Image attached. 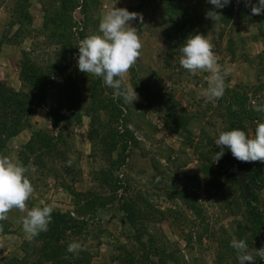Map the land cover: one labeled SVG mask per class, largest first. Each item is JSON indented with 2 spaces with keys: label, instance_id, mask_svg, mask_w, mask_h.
Here are the masks:
<instances>
[{
  "label": "rangeland",
  "instance_id": "1",
  "mask_svg": "<svg viewBox=\"0 0 264 264\" xmlns=\"http://www.w3.org/2000/svg\"><path fill=\"white\" fill-rule=\"evenodd\" d=\"M114 3L0 0V82L45 95L28 126L0 138V154L35 167L25 211L0 221V264H239L234 239L264 264L254 250L264 247V228L255 227L244 197L249 171L240 180L227 147L214 163L221 131L252 137L264 122L253 107L264 104V12H251L258 0H230L223 9L208 0H116L143 17L132 21L141 55L122 80L139 95L132 105L77 67L80 41L99 34ZM209 10L222 17L206 18ZM172 15L191 19L190 30L175 29ZM197 32L212 38L228 70L224 95L213 101L203 95L211 74L192 75L179 63L180 47ZM250 164L264 181V163ZM256 192L264 218V186ZM44 205L53 208L51 223L29 241L22 218ZM73 241L82 245L77 253L67 251Z\"/></svg>",
  "mask_w": 264,
  "mask_h": 264
},
{
  "label": "clouds",
  "instance_id": "2",
  "mask_svg": "<svg viewBox=\"0 0 264 264\" xmlns=\"http://www.w3.org/2000/svg\"><path fill=\"white\" fill-rule=\"evenodd\" d=\"M208 2L215 9H223L230 0ZM115 3L103 15L99 23V34L90 35L80 41L77 67L80 72L101 77L105 85L113 89L114 99H122L125 104L132 105L134 101H138L139 95L133 87L123 86L122 80L141 55L142 42L137 29L132 26V21L139 20L143 23V17L140 13L129 12L126 8L115 7ZM245 3L247 6L251 0H245ZM251 12L253 15L264 12V0H258V5L253 4ZM221 17V14L214 10L206 13V18H211L214 22ZM214 48L212 38L199 32L190 35L180 47L182 55L179 63L184 69L192 75L198 70L211 74L208 87L203 92L207 101L219 99L224 95L225 76L228 71L222 69L217 62ZM253 107L254 111L264 113V104L257 105L253 102ZM214 144L220 149L215 154L214 163L222 158L225 147L240 162L264 163V122H257L252 137L246 136L240 129L221 131ZM71 163L69 160L67 166H71ZM29 171L34 172L35 167L29 169L21 161L0 154V221L7 220L8 213L13 209L25 211L27 201L34 192L33 184L27 175ZM52 212L51 205L34 206L27 211L26 216L22 218V229L29 241L48 230ZM2 231L3 225L0 224V232ZM230 246L237 250L239 264H255L254 255L249 251L245 240L234 239ZM81 249L82 245L77 241L67 247V251L71 253H77ZM254 250L256 256L264 258V247Z\"/></svg>",
  "mask_w": 264,
  "mask_h": 264
},
{
  "label": "trees",
  "instance_id": "3",
  "mask_svg": "<svg viewBox=\"0 0 264 264\" xmlns=\"http://www.w3.org/2000/svg\"><path fill=\"white\" fill-rule=\"evenodd\" d=\"M62 9H66L65 5H62ZM174 10L180 13V9L177 10L174 8ZM185 21L190 22L191 19L190 21L188 19L181 21L180 18L175 15L170 16V23L175 27V29H182L184 31L190 30V28H186L184 26ZM65 22L66 24H61L58 27V34L61 37L66 35V27L68 26L69 21ZM30 85L31 87H34L35 83L31 81ZM42 88L44 89V86ZM42 97H45L43 93L39 96L28 95L23 92L15 91L0 82V138L2 137V139H5L9 136L16 135L23 128L28 126V116L35 112V107L40 106L41 102L44 100ZM231 168L232 174H234V167L231 166ZM262 186H264V181L259 177V174L256 171H249L247 173L246 184L247 195L249 197H244L248 200V214L255 224V227L258 229L264 228V218L258 205V194L256 192ZM130 224L133 225V222ZM43 237L47 239L50 235L44 233ZM59 238L60 237L56 234L55 240H59ZM57 255L58 254H50V258L55 257L58 259V257H56Z\"/></svg>",
  "mask_w": 264,
  "mask_h": 264
},
{
  "label": "water",
  "instance_id": "4",
  "mask_svg": "<svg viewBox=\"0 0 264 264\" xmlns=\"http://www.w3.org/2000/svg\"><path fill=\"white\" fill-rule=\"evenodd\" d=\"M234 161L236 162L237 168H238V176L240 178V180L244 179L245 174L251 170V164L248 162H240L238 160H236L233 157Z\"/></svg>",
  "mask_w": 264,
  "mask_h": 264
}]
</instances>
